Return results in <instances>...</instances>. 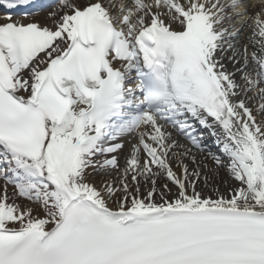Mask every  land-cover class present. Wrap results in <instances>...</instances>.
<instances>
[{"label": "snow or ice", "instance_id": "obj_1", "mask_svg": "<svg viewBox=\"0 0 264 264\" xmlns=\"http://www.w3.org/2000/svg\"><path fill=\"white\" fill-rule=\"evenodd\" d=\"M32 15L0 16V264H264V0Z\"/></svg>", "mask_w": 264, "mask_h": 264}, {"label": "bare ground", "instance_id": "obj_2", "mask_svg": "<svg viewBox=\"0 0 264 264\" xmlns=\"http://www.w3.org/2000/svg\"><path fill=\"white\" fill-rule=\"evenodd\" d=\"M117 3L120 2V0H116ZM53 6V5H52ZM52 6H50L49 8L45 9V10H41V11H38L36 13H32L33 15L30 17L31 19H34L36 21H39L41 23H50L51 21L48 19V14L49 12L52 11ZM256 10L253 9V12H255ZM4 15L3 13H0V16ZM14 19H25V22H28V19L24 18L23 16H13ZM234 25L236 26H239L240 24V21L239 20H235L232 22ZM251 31L252 29L251 28H248L244 31V37H243V40L244 42H247V37L251 34ZM251 47H250V51H251ZM210 136V135H209ZM211 137V136H210ZM212 139V138H211ZM210 139V140H211ZM214 140V138H213ZM125 143V148L124 150L119 153V156H120V160H121V163H123L124 161V157L128 154V151H129V148H130V142L128 140H125L124 141ZM212 149V151H216L218 152L219 149L217 148V146H212L210 147ZM204 154H201V157H203ZM205 163H207L209 165V167H214V163L213 161L211 160V158L207 159L206 161H204ZM103 175L102 174H97V173H93V179L99 183L102 179H103ZM228 180L229 177H228V174L226 171H224L223 169L220 171V174H219V178L218 180ZM221 187H223V185H221Z\"/></svg>", "mask_w": 264, "mask_h": 264}]
</instances>
